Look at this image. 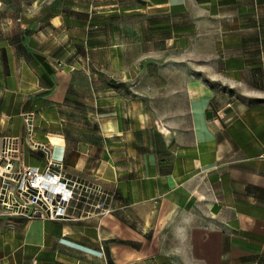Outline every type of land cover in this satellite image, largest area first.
<instances>
[{"label": "crops", "instance_id": "1", "mask_svg": "<svg viewBox=\"0 0 264 264\" xmlns=\"http://www.w3.org/2000/svg\"><path fill=\"white\" fill-rule=\"evenodd\" d=\"M69 2L0 0V166H46L34 111L113 211L0 207V264H264V0Z\"/></svg>", "mask_w": 264, "mask_h": 264}, {"label": "built area", "instance_id": "2", "mask_svg": "<svg viewBox=\"0 0 264 264\" xmlns=\"http://www.w3.org/2000/svg\"><path fill=\"white\" fill-rule=\"evenodd\" d=\"M27 143L46 153L44 168L29 166L16 155V144L5 145L0 166V207L10 216L28 219H81L112 213L113 194L102 182L70 177L64 160L52 156L49 146L36 139L37 114H24Z\"/></svg>", "mask_w": 264, "mask_h": 264}, {"label": "rangeland", "instance_id": "3", "mask_svg": "<svg viewBox=\"0 0 264 264\" xmlns=\"http://www.w3.org/2000/svg\"><path fill=\"white\" fill-rule=\"evenodd\" d=\"M70 4L69 7H74V8H86V7H92V6H98L99 4L102 3L104 5L108 0H69ZM132 1H137V0H119L120 4L124 3H131Z\"/></svg>", "mask_w": 264, "mask_h": 264}, {"label": "trees", "instance_id": "4", "mask_svg": "<svg viewBox=\"0 0 264 264\" xmlns=\"http://www.w3.org/2000/svg\"><path fill=\"white\" fill-rule=\"evenodd\" d=\"M111 84L113 86H116V87H122V86H125L126 85L124 82L117 83V82H113V81H111Z\"/></svg>", "mask_w": 264, "mask_h": 264}, {"label": "bare ground", "instance_id": "5", "mask_svg": "<svg viewBox=\"0 0 264 264\" xmlns=\"http://www.w3.org/2000/svg\"><path fill=\"white\" fill-rule=\"evenodd\" d=\"M53 141L54 142H58V141H60V139L59 138H56V137H53Z\"/></svg>", "mask_w": 264, "mask_h": 264}, {"label": "water", "instance_id": "6", "mask_svg": "<svg viewBox=\"0 0 264 264\" xmlns=\"http://www.w3.org/2000/svg\"><path fill=\"white\" fill-rule=\"evenodd\" d=\"M207 115H208V116H212V115H213V112H212V111H209V112L207 113Z\"/></svg>", "mask_w": 264, "mask_h": 264}]
</instances>
